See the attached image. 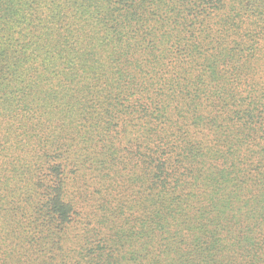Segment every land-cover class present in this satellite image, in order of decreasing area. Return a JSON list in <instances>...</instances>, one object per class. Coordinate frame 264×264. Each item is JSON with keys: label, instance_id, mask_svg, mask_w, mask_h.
<instances>
[{"label": "trees", "instance_id": "16d2710c", "mask_svg": "<svg viewBox=\"0 0 264 264\" xmlns=\"http://www.w3.org/2000/svg\"><path fill=\"white\" fill-rule=\"evenodd\" d=\"M0 264H264V0H0Z\"/></svg>", "mask_w": 264, "mask_h": 264}]
</instances>
